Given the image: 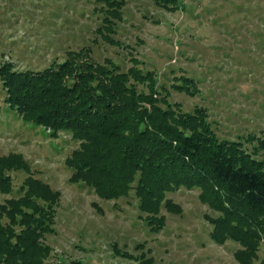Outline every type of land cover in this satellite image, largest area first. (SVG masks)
Returning <instances> with one entry per match:
<instances>
[{"label": "rangeland", "instance_id": "1", "mask_svg": "<svg viewBox=\"0 0 264 264\" xmlns=\"http://www.w3.org/2000/svg\"><path fill=\"white\" fill-rule=\"evenodd\" d=\"M125 1L115 38L128 49L93 42L102 21L94 0H0V62L11 61L17 70L43 69L64 59L67 50L88 45L95 61L110 57L126 69L131 50L141 68L156 72L170 102L185 112L205 108L219 139L241 141L264 159V0H179L174 12L150 0ZM181 74L196 81L194 96L169 87ZM4 97L0 81V156L22 154L33 175L60 192L55 232L44 238L52 248L49 264H138L114 254V244L133 256L146 254L154 264H240L237 242L211 240L205 215L218 212L201 201L198 189L167 193L181 211L162 208L164 226L151 232L133 191L105 200L82 183H70L64 159L78 142L65 132L49 138L43 127L23 122ZM10 174L14 189L0 193V203L19 195L26 176ZM258 254L253 264L264 258L263 246Z\"/></svg>", "mask_w": 264, "mask_h": 264}, {"label": "trees", "instance_id": "2", "mask_svg": "<svg viewBox=\"0 0 264 264\" xmlns=\"http://www.w3.org/2000/svg\"><path fill=\"white\" fill-rule=\"evenodd\" d=\"M150 1L167 12L179 9V0ZM94 4L102 21L93 42L128 49L115 38L126 1ZM128 55L126 69L110 57L95 61L88 45L67 50L64 59L43 69L17 70L11 61L0 62L4 102L23 122L43 127L49 138L69 133L78 142L64 159L69 182L82 183L105 200L133 191L151 232L164 226L162 208L181 211L167 193L198 189L201 201L218 212L205 215L211 240L237 242L235 259L253 264L264 247V159L249 153L241 141L219 139L205 108L185 112L170 102L156 72L141 68L131 50ZM169 87L189 96L198 91L185 74L173 76ZM20 171L26 176L19 195L0 203V264H49L52 248L44 238L55 232L60 192L34 176L22 154L11 152L0 156L1 194L13 191L10 173ZM113 252L154 264L152 257L133 256L116 244Z\"/></svg>", "mask_w": 264, "mask_h": 264}]
</instances>
